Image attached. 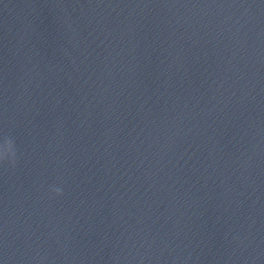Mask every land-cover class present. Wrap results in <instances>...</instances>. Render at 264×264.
I'll return each instance as SVG.
<instances>
[{
  "label": "water",
  "instance_id": "1",
  "mask_svg": "<svg viewBox=\"0 0 264 264\" xmlns=\"http://www.w3.org/2000/svg\"><path fill=\"white\" fill-rule=\"evenodd\" d=\"M5 136L0 264H264V0H0Z\"/></svg>",
  "mask_w": 264,
  "mask_h": 264
},
{
  "label": "clouds",
  "instance_id": "2",
  "mask_svg": "<svg viewBox=\"0 0 264 264\" xmlns=\"http://www.w3.org/2000/svg\"><path fill=\"white\" fill-rule=\"evenodd\" d=\"M18 150L15 140L10 136H5L3 142L0 143V164H9L12 168H15L18 163ZM51 191L56 196H62L63 190L59 187L51 188Z\"/></svg>",
  "mask_w": 264,
  "mask_h": 264
}]
</instances>
